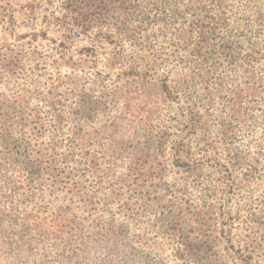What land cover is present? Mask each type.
I'll return each mask as SVG.
<instances>
[{"label": "rangeland", "instance_id": "1", "mask_svg": "<svg viewBox=\"0 0 264 264\" xmlns=\"http://www.w3.org/2000/svg\"><path fill=\"white\" fill-rule=\"evenodd\" d=\"M67 1L0 0L6 210L66 231L74 212L83 241L124 228L164 264H264V0L82 3L76 22ZM169 215L199 221L204 260L177 261Z\"/></svg>", "mask_w": 264, "mask_h": 264}, {"label": "trees", "instance_id": "2", "mask_svg": "<svg viewBox=\"0 0 264 264\" xmlns=\"http://www.w3.org/2000/svg\"><path fill=\"white\" fill-rule=\"evenodd\" d=\"M82 3L86 8L98 7L102 11L103 8H113L117 5V0H68L65 4L66 14L75 22L77 16L84 11L80 10ZM8 203L0 197V264H164L157 256L151 257L149 251L153 254V250L146 251L144 245L139 240L130 238V232L124 228H102L89 233V237L83 241L84 228L79 230L75 227L74 212L65 210L63 214L64 211L59 210L51 220L60 223L65 218L71 222V231H66L64 226L49 227L38 223L39 212L17 215L13 211H7ZM164 218L168 227L165 225L164 228H172V232L181 238V249L176 250L177 261L190 263V260L194 263L201 253L203 259L200 260H204L210 246L196 240L202 230L199 221L194 219L188 224L175 222L171 215ZM205 243L210 242L206 240ZM40 252L43 254H39ZM33 255L35 256L30 259ZM205 264L217 262L208 261Z\"/></svg>", "mask_w": 264, "mask_h": 264}]
</instances>
